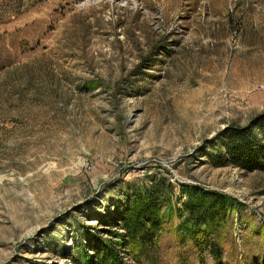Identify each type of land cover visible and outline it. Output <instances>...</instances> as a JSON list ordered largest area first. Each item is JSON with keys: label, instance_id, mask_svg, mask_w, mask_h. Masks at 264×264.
Here are the masks:
<instances>
[{"label": "rangeland", "instance_id": "rangeland-1", "mask_svg": "<svg viewBox=\"0 0 264 264\" xmlns=\"http://www.w3.org/2000/svg\"><path fill=\"white\" fill-rule=\"evenodd\" d=\"M263 113L264 0H0V264H264Z\"/></svg>", "mask_w": 264, "mask_h": 264}, {"label": "trees", "instance_id": "trees-1", "mask_svg": "<svg viewBox=\"0 0 264 264\" xmlns=\"http://www.w3.org/2000/svg\"><path fill=\"white\" fill-rule=\"evenodd\" d=\"M255 124V129L232 130L227 139L226 150L237 166L249 171H264V113L256 118ZM185 195H188L189 199L184 204V212L188 214L189 219L194 220L197 227L210 228L225 220L227 208L222 197L201 192H186ZM145 199L136 200L131 205L124 225L128 231L132 233L134 231L140 237H142V231L149 225L142 219L152 217L154 221L159 216V207L155 206L159 200L151 198L154 205L151 203L152 206H150ZM157 199L160 198L157 197Z\"/></svg>", "mask_w": 264, "mask_h": 264}]
</instances>
